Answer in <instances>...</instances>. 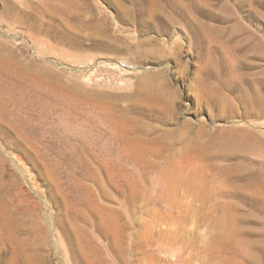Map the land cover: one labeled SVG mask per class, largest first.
I'll list each match as a JSON object with an SVG mask.
<instances>
[{"label": "rangeland", "instance_id": "obj_1", "mask_svg": "<svg viewBox=\"0 0 264 264\" xmlns=\"http://www.w3.org/2000/svg\"><path fill=\"white\" fill-rule=\"evenodd\" d=\"M39 261L264 264V0H0V264Z\"/></svg>", "mask_w": 264, "mask_h": 264}, {"label": "bare ground", "instance_id": "obj_2", "mask_svg": "<svg viewBox=\"0 0 264 264\" xmlns=\"http://www.w3.org/2000/svg\"><path fill=\"white\" fill-rule=\"evenodd\" d=\"M60 3H63V1H60ZM66 3H67V2H66ZM212 75H213V74H212ZM214 78H216V76H215ZM214 82H215V80H214ZM227 84H228V83H227ZM231 84H234V83H231ZM231 84H230V85H231ZM197 85H198V84H197ZM211 85H212V82H211ZM218 85H219V84H218ZM218 85H217V86H218ZM221 85H222V84H221ZM223 85H224V84H223ZM223 85H222V86H223ZM199 86H200V84H199ZM228 86H229V85H228ZM233 86H234V85H233ZM235 86H236V85H235ZM239 86H240V85H239ZM239 86H238V88H239ZM210 87H211V86H210ZM214 87H215V86H214ZM201 88H202V87H201ZM235 88H236V87H235ZM230 89H231V88H230ZM198 90H199V89H197V91H198ZM201 90H202V89H201ZM206 90H207V89H206ZM223 90H224V88H223ZM234 90H235V89H234ZM238 91H239V90H238ZM240 91L242 92V89H241ZM200 92H201V91H200ZM241 92H240V93H241ZM205 93H206V92H205ZM208 93H211V94H210L211 96H215L214 93H212V90H211V89H210V91H208ZM208 93H207V94H208ZM207 94H206V95H207ZM223 94H224V93H223ZM225 94H226V93H225ZM210 95H209V96H210ZM207 96H208V95H207ZM198 97L201 98V96H199V95H198ZM198 97L196 96V98H198ZM202 97H203V95H202ZM204 97H205V96H204ZM215 97H216V96H215ZM215 97H214V98H215ZM225 97H226V95H225ZM155 98H156V96H154L152 99H155ZM211 98H212V97H211ZM202 99H203V98H202ZM202 99H201V101H202ZM204 99H205L204 101H207L206 98H204ZM199 103H200V101H199ZM252 103H253V102H252ZM201 104H202V103H201ZM198 105H199V104H198ZM139 109H141V108H139ZM257 110H258V109H257ZM135 111H136V110H135ZM128 118L130 119V117H128ZM128 118H127V119H128ZM202 127H203V126H202ZM205 129H206V128H205ZM214 130H216V129H214ZM211 131H212V130H211ZM229 134H230V133H229ZM239 134H240V133H239ZM198 135L200 136L199 133H198ZM201 135H205V131H204V129L201 131ZM211 135H212V134H211ZM167 136H168V134L157 135V137H155L154 140L151 138V141L153 140L151 143H157V144H160V143H162V142L166 139ZM213 136H214V135H213ZM237 136H238V135H237ZM215 137H216V136H215ZM239 137H240V136H239ZM239 137H238V139H239ZM243 137H244V136H243ZM243 137H242V138H243ZM191 139H192V138H191ZM202 139H203V138H202ZM238 139H237V140H238ZM204 140H205V138H204ZM245 140H246V139H245ZM245 140H244V141H245ZM188 141H189V138H188ZM188 141H187V142H188ZM194 141H195V140H194ZM194 141H193V142H194ZM202 141H203V140H202ZM215 141H216V140H215ZM215 141H214V142H215ZM218 141H221V140H218ZM227 141H228V140H227ZM187 142H186V143H187ZM197 142H198V140H197ZM204 142H205V141H204ZM211 142H213V140H211ZM221 142L223 143V140H222ZM221 142H220V143H221ZM235 142H236V141H235ZM240 142H241V141H240ZM240 142H239V143H240ZM186 143H185V144H186ZM194 143H195V142H194ZM194 143H193V144H190V146H189L188 149H194V146L196 147V145H194ZM200 143H201V141H200ZM200 143H199V145H200ZM243 143H244V142H243ZM196 144H197V143H196ZM214 144H215V143H214ZM230 144H231V143H230ZM240 144H242V143H240ZM187 145H188V144H187ZM228 145H229V144H227V146H228ZM197 146H198V145H197ZM218 146H219V145H218ZM227 146H226V147H227ZM234 146H235V145H234ZM237 146H238V145H237ZM239 146H240V145H239ZM187 147H188V146H187ZM200 147H202V146H200ZM200 147H199V148H200ZM204 147H205V145H204ZM212 147H213V145H212ZM214 148H215V147H214ZM233 148H234V147H233ZM203 149H204V148H203ZM206 149H207V147H206ZM210 149H211V147H210ZM216 149H217V148H216ZM220 149H221V147H220ZM237 149H238V148L236 147V151H237ZM215 151H216V150H215ZM219 151H220V150H219ZM219 151H217V152H219ZM181 152H183V151H181ZM206 152H209V150H208V151L206 150ZM206 152L204 153V155L206 154ZM222 152H223V151H222ZM195 153H196V152H195ZM202 153H203V152H202ZM211 153H213V151H211ZM219 153H220V152H219ZM187 154H188V153H187ZM193 154H194V153H193ZM196 154H197V153H196ZM165 155H166V154H165ZM165 155H164V156H165ZM183 155H185L184 152H183ZM190 155H191V154H190ZM208 155H209V154H208ZM228 155H229V154H228ZM164 156H163V157H164ZM167 156H168V155H167ZM223 157H225V156H223ZM189 158H190V157H189ZM202 158H203V155H202ZM193 159H194V158H193ZM204 159H205V158H204ZM204 159H203V160H204ZM206 159H207V158H206ZM180 160H181V158H180ZM185 160H186V159H184V161H185ZM201 160H202V159H201ZM184 161H183V162H184ZM186 161H187V160H186ZM194 161H195V160H194ZM164 162H165V161H164ZM191 162H192V160H191ZM201 162H203V161H201ZM175 169H176V168H175ZM98 170H99V169H98ZM96 171H97V170H95V172H96ZM163 172H164V171H163ZM165 172H166V170H165ZM168 172H169V171H168ZM172 172H173V171H172ZM174 172L177 173L176 170H174ZM99 173H101V170H100ZM93 174H95V173H93ZM96 174H98V173H96ZM101 175H102V174H101ZM162 175H165V174H162ZM168 175H169V173H168ZM92 176H93V175H92ZM94 176H95V175H94ZM177 176H178V175H177ZM102 177H103V176H102ZM97 178H98V177H97ZM89 179H90V177H89ZM94 179H95V178H94ZM102 179H103V178H102ZM102 179H100V180H102ZM79 180H80V179H79ZM98 180H99V179H98ZM92 181H93V180H92ZM77 182H78V181H77ZM101 182H102V181H101ZM96 183H97V182H96ZM87 184H88V183H87ZM93 186H94V185H93ZM85 187H86V186H85ZM90 187H91V186H90ZM91 189H92V188H91ZM88 190H89V189H88ZM126 200H127V199H126ZM127 201H128V205H129V203H130V198H128ZM22 208H23V207H22ZM2 212H4V211H2ZM8 213H9V212H8ZM9 217H10V216H9ZM5 218H6V217H5ZM10 218H11V217H10ZM34 218H35V217H34ZM10 220H11V219H10ZM4 221H5V220L3 219V222H4ZM33 221H34V220H33ZM5 222H6V221H5ZM10 223H11V222H10ZM17 223H18V224L15 225V227H16V226L23 227V224H22V223H19V222H17ZM6 224H7V223H6ZM9 226H10V224H9ZM12 226H13V225H12ZM12 226H11V227H12ZM7 228H9V227H7ZM12 229H13V228H12ZM12 229H10V233H11L12 236H14V235H15V232H14ZM8 230H9V229H8ZM9 239H11V238H9ZM11 241H12V240H11ZM15 242H16V241H15ZM11 243H12V242H11ZM12 245H13V244H12ZM41 246H42V250H44V243H43V242H41ZM19 247H20V246H19V244H18V247H17V248H19ZM21 248H22L21 254H22V256H23L24 258H33L34 260H36V262H37V259H38L39 255H42V254H43V253L41 252L42 250H41L40 252H37V250H34V249L30 246V244L22 245ZM21 248H20V249H21ZM14 249H15V248H14ZM14 251H15V250H14ZM47 252H48V251H47ZM47 256H48V255H47ZM47 256H46V257H47ZM44 258H45V257H44ZM42 260H44V259H42ZM42 260H41V261H42ZM44 261H45V260H44ZM45 262H46V261H45ZM43 263H44V262H43ZM38 264H40V261L38 262Z\"/></svg>", "mask_w": 264, "mask_h": 264}]
</instances>
